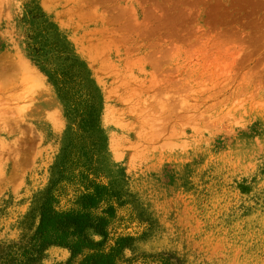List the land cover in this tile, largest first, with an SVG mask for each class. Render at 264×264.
Segmentation results:
<instances>
[{
	"label": "rangeland",
	"instance_id": "rangeland-1",
	"mask_svg": "<svg viewBox=\"0 0 264 264\" xmlns=\"http://www.w3.org/2000/svg\"><path fill=\"white\" fill-rule=\"evenodd\" d=\"M68 151L144 214L126 259L264 264V0H0V244L33 234Z\"/></svg>",
	"mask_w": 264,
	"mask_h": 264
},
{
	"label": "trees",
	"instance_id": "trees-1",
	"mask_svg": "<svg viewBox=\"0 0 264 264\" xmlns=\"http://www.w3.org/2000/svg\"><path fill=\"white\" fill-rule=\"evenodd\" d=\"M74 75L66 72L62 81H73ZM77 77L80 79L79 74ZM62 83L59 91L63 100L78 105L82 124L92 128L96 118L91 93L83 95L78 90L73 99L66 83ZM73 111L79 113L78 107ZM70 155L71 151L65 152L56 178L42 195L33 234L19 243L0 244V264H39L50 248L68 251L69 259L64 264H178L166 254L124 257L135 240L147 237L149 227L138 237L126 233L135 221L145 227L144 214L135 218L131 203L125 200L132 196L96 185L87 171L73 168L68 175Z\"/></svg>",
	"mask_w": 264,
	"mask_h": 264
}]
</instances>
